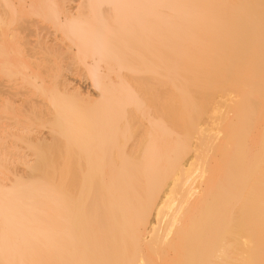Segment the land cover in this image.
I'll use <instances>...</instances> for the list:
<instances>
[{
  "label": "bare ground",
  "instance_id": "bare-ground-1",
  "mask_svg": "<svg viewBox=\"0 0 264 264\" xmlns=\"http://www.w3.org/2000/svg\"><path fill=\"white\" fill-rule=\"evenodd\" d=\"M0 264H264V0H0Z\"/></svg>",
  "mask_w": 264,
  "mask_h": 264
},
{
  "label": "rangeland",
  "instance_id": "rangeland-1",
  "mask_svg": "<svg viewBox=\"0 0 264 264\" xmlns=\"http://www.w3.org/2000/svg\"><path fill=\"white\" fill-rule=\"evenodd\" d=\"M82 79H84V78H82ZM82 79H80V87L84 90V88H85V90L86 91H88V92H90V94H92V95H96V90H94V88H92L91 87V85L87 82V80H82ZM90 86V87H89Z\"/></svg>",
  "mask_w": 264,
  "mask_h": 264
}]
</instances>
